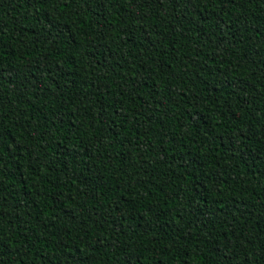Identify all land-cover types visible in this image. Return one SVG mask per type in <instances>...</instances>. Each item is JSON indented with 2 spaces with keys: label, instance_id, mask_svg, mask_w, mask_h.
<instances>
[{
  "label": "trees",
  "instance_id": "16d2710c",
  "mask_svg": "<svg viewBox=\"0 0 264 264\" xmlns=\"http://www.w3.org/2000/svg\"><path fill=\"white\" fill-rule=\"evenodd\" d=\"M0 264H264V0H0Z\"/></svg>",
  "mask_w": 264,
  "mask_h": 264
}]
</instances>
